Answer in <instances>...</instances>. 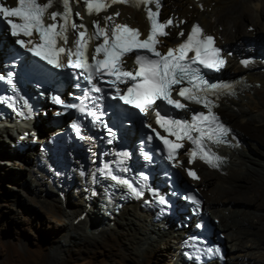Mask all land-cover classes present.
I'll list each match as a JSON object with an SVG mask.
<instances>
[{
    "label": "bare ground",
    "instance_id": "1",
    "mask_svg": "<svg viewBox=\"0 0 264 264\" xmlns=\"http://www.w3.org/2000/svg\"><path fill=\"white\" fill-rule=\"evenodd\" d=\"M11 1L14 3V0ZM164 3L163 16H173L177 22L176 26L179 25V28L176 29L172 27L169 30V37L167 36L161 40L164 48L177 46L184 38H176L179 37L178 33L182 30L189 31L194 23H198L203 28L204 34L213 36L215 42L228 56L224 78L234 80L238 77L240 79L234 86V93L221 96L218 101L220 109L230 121L248 126L247 128L250 131L260 130L261 132L260 139H251L246 142L244 138H240L233 131L234 125L227 123L225 118H222L230 129V139L233 146L229 145L230 147L219 149L220 154L225 157L221 168L218 171H211L202 164L189 163L188 157L185 155L187 157L185 161H183L182 156L178 160V167L182 170L181 175L186 178L189 170L199 173L197 180L199 182L196 181L193 184L198 185L203 195H208L206 196L207 200L204 197L205 208L207 206L206 211L217 214L219 224L218 226L215 225V228L224 231L228 235L226 237L222 233L224 235V245L225 240L230 239V242L235 246V249H232L234 252L242 251L245 248H259V242L248 240V237L256 234L262 236V240H264V152L257 147V145L264 146V0H165ZM246 6L251 8L250 17L244 14L243 10ZM76 10L83 18V22H76L75 24L78 26L85 25L88 28V35L91 33V25L98 21L102 27L106 26L107 28L112 27L114 24H130L139 28L145 25L143 13L136 8L114 6L109 11L99 15H90L88 12H84L81 6L76 7ZM117 14H119L117 18L107 20V17H113ZM240 21H245V26L240 24L239 29H235L238 27L237 22ZM248 21H251V26L246 25ZM253 24H256V28ZM5 39L8 43H11L9 37ZM247 42L252 44H246ZM88 43L90 44V41ZM247 45L249 46L247 47ZM127 61L129 62V59ZM241 61H248V63L245 65ZM47 116L48 113H46ZM47 121L49 119L36 117L35 122H32L28 127H0V137L3 134L7 135L9 151H13V155L10 152L8 153L10 159H8L9 163L5 162V165L13 168L16 165L19 167L20 164L16 162V160H19L23 164V168L34 175L37 170H43L37 168V162L44 159L48 167L52 166L47 156L39 151L34 152V148L19 154L11 145V142L15 143L22 132L29 133L37 140L42 141L47 134H52L61 129H46L44 124ZM247 135L246 137L250 139ZM244 149L248 152H258L260 154L255 159L249 156ZM75 160L78 164L77 169L64 164L61 166L63 167L61 169L63 175L56 176L57 178L54 180L52 176L48 178L49 183L52 185L53 183L63 182L62 192L67 203L69 201L73 202V199H71L73 186L77 185L74 171L82 179L81 185L85 188V193L79 195V201L73 202L77 206L74 209L70 208V211L66 213L67 223L65 226L67 233L62 239L63 245H69L71 242L69 238L91 243L108 232L119 236L122 234L119 225H125L130 230V236L126 239V244L137 254L144 255L147 248L151 249L153 253H157L162 250L161 246L169 250L173 247L171 242L177 241V253L176 255L172 254V264H185V261L182 260L181 249V241L185 238L182 231L175 230L174 225H170L168 221L166 223L164 221H153L154 213L142 207L140 201L124 203L117 212L113 210L109 212L108 209L102 210L103 192L98 185L92 186V174L87 161L84 163V159L80 156ZM33 168L37 170L32 171ZM45 168L46 171L49 170L47 167ZM55 169L59 173V167H53L50 172L55 171ZM36 184L45 187V184L48 183L40 178L36 179ZM232 203L239 206L246 203L250 206V209L243 207L233 209L230 207ZM227 209L230 210L229 215L224 214ZM245 217L249 221L244 219ZM248 224L253 228H249ZM219 226L221 227L219 228ZM245 240L250 241L251 244L245 243ZM251 256L253 255L251 254ZM244 257L247 256L228 255L225 264H230V262L232 264H246L242 260ZM50 261L53 264L62 262L59 250L52 252Z\"/></svg>",
    "mask_w": 264,
    "mask_h": 264
},
{
    "label": "snow or ice",
    "instance_id": "2",
    "mask_svg": "<svg viewBox=\"0 0 264 264\" xmlns=\"http://www.w3.org/2000/svg\"><path fill=\"white\" fill-rule=\"evenodd\" d=\"M55 2L56 0H44L43 3L41 0H18L17 7H8L4 5V0H0V17L6 21L13 36L30 38L27 41L24 39L16 41L21 48H27L34 56L46 60L53 67H69L86 73L84 79L91 85V88L85 92V96H88L89 92H101L102 88L98 86V82L107 76L113 78L105 81L115 87L113 98L119 97L125 104L138 108L144 113H147L157 101L178 110L184 109L185 105L173 98L174 92L185 100L202 104L207 109V114H193L190 122L183 118H170L169 112L161 115L162 107L161 111L156 112V122L169 135H174L177 141L186 139L193 145L188 152L190 157L199 154L206 163L213 167L217 166L214 161L219 162V157L211 153L205 142H221L220 138L228 133V129L212 113L213 104L208 97L221 90H231L233 86L210 83L206 75L202 73V68L219 71L225 64L220 50L215 47L214 38L204 34L199 25H193L186 36L183 31L178 33V36L185 38L176 47L161 52L157 49V45L161 42L159 37L170 35L165 29L171 27L173 21L171 18L167 21L159 20L160 0H109L107 3L105 0H84L90 15L93 12L99 14L111 4L118 2L132 3L138 8L144 5L150 24L149 34L141 40L139 29H132L121 24H114L109 29L95 24V32L91 36L87 34V29L76 33L77 40L74 42V48L66 49L59 46V42L63 41L67 44L69 27L75 32L78 27L83 28L84 26H78L71 21L70 0H60L64 9L62 13L48 14V9ZM148 5L153 7H148ZM46 15L52 23L43 22ZM10 17L17 18L19 22H13L9 19ZM111 19L112 17H107V20ZM34 34L38 42L31 39ZM101 37L103 41L94 49L91 62H89L87 43L92 39L100 40ZM133 53L132 58L136 67L128 69L125 67L124 58ZM190 53L192 55H189ZM63 56H67L66 64L61 62ZM241 63L247 65L248 61H241ZM11 77L12 73H8L9 82H11ZM4 78L0 76V80ZM94 80H97V83H93ZM120 84L128 85L123 94L117 86ZM92 99L95 103L97 98ZM55 102L60 103L61 101L56 99ZM84 110L85 108L82 107L81 111ZM88 114L95 119H100L95 112ZM160 138L168 147V159H174L175 150L183 145L173 143L166 137ZM123 155L127 156V153ZM191 162H193L192 159L189 160V163ZM108 171L111 175V171ZM188 174L197 178L190 170ZM111 178L119 184L126 185L136 196L143 195V192L138 191L128 180L117 179L115 175H111ZM159 202L164 204L165 200L161 198Z\"/></svg>",
    "mask_w": 264,
    "mask_h": 264
},
{
    "label": "rangeland",
    "instance_id": "3",
    "mask_svg": "<svg viewBox=\"0 0 264 264\" xmlns=\"http://www.w3.org/2000/svg\"><path fill=\"white\" fill-rule=\"evenodd\" d=\"M250 10L251 8L248 6L243 10L247 17H250ZM244 22L245 21L237 22L238 27L235 29H239L240 24H242L241 26H243V24L245 26ZM246 25L251 26V21H248ZM253 25H255L254 27L256 28V24ZM10 41L12 43L13 40L10 39ZM250 43L247 42L246 44L250 45ZM243 44L246 45L245 43ZM249 45H247V47ZM217 111L222 118H225L227 123L234 125L233 131H235L240 138H244L246 142L251 139H260V130L250 131L247 128L248 126L230 121L220 107ZM247 134H250L251 137ZM246 135L250 139H248ZM0 139V264H53L50 261V255L56 250L60 251V257L62 258V262L59 264L173 263L172 254L176 255L177 253V241L174 243L171 242L173 247L169 250L161 246L163 251L161 250L160 252L153 253L151 249L147 248L144 255H140L126 244V239L130 236V230L125 225H119V229L122 231V234L119 236L114 233L112 234V232H108L91 243L82 242L76 238H69L71 240L69 245H63L62 239L67 233V228L65 226L67 223L66 213L70 211V208L74 209L77 206L73 202H78L80 199L79 195L85 193V188L81 185L82 179L77 176L74 171L77 185L73 186V196L71 197L73 202L69 201V203H67L62 192L63 186H59L63 185V183L57 182L58 184L53 183V185L49 183V176H52L53 180L57 178L56 176H58V173L56 171L50 172L51 168L46 166L49 170L46 171V168H43V170L36 169L37 173L34 175L25 170L23 164L19 160H16V162L20 164L19 167L16 165L17 167L15 166L13 168L9 165H5V162L9 163L8 159H10L8 157L10 156L8 154L10 152L9 143L7 142L6 134H3ZM12 144L11 142V145ZM257 147L260 151L264 152V146L257 145ZM33 150L34 152L39 151L38 147H34ZM244 151H246V149H244ZM246 152L255 159H257L258 154H260L258 152ZM10 153L13 155L12 150ZM14 158H16V156H14ZM72 167L73 169H77L78 165L75 163L72 164ZM38 168L42 167L38 166ZM36 170L35 168L32 169V171ZM195 172L199 175L197 171ZM40 178L41 180L47 181L48 184H45V187L36 184V179L38 180ZM198 182L199 181H197V183ZM192 183L194 182H191V184ZM195 185L198 187L197 184ZM199 190L201 192V189ZM47 192L49 193L46 194ZM201 195L207 200V194L203 195L201 193ZM220 198H222V196H220ZM230 207L233 209L242 207L250 209V206L246 203L243 206L232 203ZM227 210L224 211V214L229 215L230 210ZM214 214L215 213L209 212V218L212 221H217L219 224L217 214ZM244 219L247 220L248 218L245 217ZM218 224L216 226H218ZM248 226L251 229L253 228L249 224ZM220 227L221 226H219V228ZM220 232L224 233L226 237L228 236L224 231L221 230ZM262 239V236H257L256 234L249 236L248 240L259 242L260 247H254V249L245 248L238 252L232 251V249H235V246L230 242V239L225 240V246L229 253H227V256L245 255L247 257H244L245 259L242 258V260L246 262V264H264V240ZM245 243L251 244L250 241L246 240ZM251 254L253 256H251ZM230 264H232V262H230Z\"/></svg>",
    "mask_w": 264,
    "mask_h": 264
},
{
    "label": "trees",
    "instance_id": "4",
    "mask_svg": "<svg viewBox=\"0 0 264 264\" xmlns=\"http://www.w3.org/2000/svg\"><path fill=\"white\" fill-rule=\"evenodd\" d=\"M49 115L46 117V119H49ZM183 179H185L186 181H188L184 176L182 177ZM189 182V181H188Z\"/></svg>",
    "mask_w": 264,
    "mask_h": 264
},
{
    "label": "clouds",
    "instance_id": "5",
    "mask_svg": "<svg viewBox=\"0 0 264 264\" xmlns=\"http://www.w3.org/2000/svg\"><path fill=\"white\" fill-rule=\"evenodd\" d=\"M215 225H217V224H215ZM215 225H214V226H215ZM217 230H218V229H217ZM218 231H219V230H218ZM219 232H220V231H219ZM220 233H221V232H220ZM224 247H225V245H224ZM226 253H227V251H226ZM212 263H214V262H212ZM210 264H211V263H210Z\"/></svg>",
    "mask_w": 264,
    "mask_h": 264
}]
</instances>
